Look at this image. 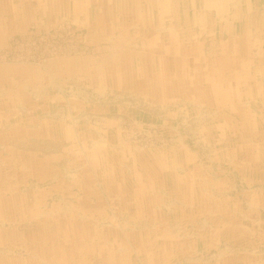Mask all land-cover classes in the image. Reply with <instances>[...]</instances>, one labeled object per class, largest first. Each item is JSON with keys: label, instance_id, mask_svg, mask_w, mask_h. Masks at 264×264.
Wrapping results in <instances>:
<instances>
[{"label": "rangeland", "instance_id": "374dc122", "mask_svg": "<svg viewBox=\"0 0 264 264\" xmlns=\"http://www.w3.org/2000/svg\"><path fill=\"white\" fill-rule=\"evenodd\" d=\"M62 1L0 0V264H264V53L236 11L253 3ZM148 5L168 27L188 11L197 49L165 90Z\"/></svg>", "mask_w": 264, "mask_h": 264}, {"label": "bare ground", "instance_id": "6f19581e", "mask_svg": "<svg viewBox=\"0 0 264 264\" xmlns=\"http://www.w3.org/2000/svg\"><path fill=\"white\" fill-rule=\"evenodd\" d=\"M157 1H160V0H157ZM40 4L42 5L41 9L43 10L45 5L43 3H40ZM47 6H48V4H47ZM75 6H77V5H75ZM101 6H102V4H101ZM160 6H161V4H160ZM74 10L80 12L83 9H81V7H80L79 10H76V9H74ZM146 11H147L145 14L146 23H147L146 38L149 42V50H150L149 59L152 61V64H151L152 67L153 68L155 67L160 71V73H159L160 76L158 78H160V80H161L160 83H162V85H159V86H161L165 90L166 88H169V85H171L173 83V78L169 73L172 70L170 66L175 65V63H177V61H179L181 59V56L187 55V56H194V58H195V54H197V49L195 47L183 48V45L181 44V43H183V41H185L186 37L189 38V36H185L183 34V31H181V28H180V26H181L180 23H184V22L189 23V19L184 18V16L186 14H189V13H188V11L182 10L180 13H178L176 15V19H175L176 23L167 24L170 26V27H168L166 25L163 26V24H166V23L161 21L160 19H158L159 12H158L156 6L148 5ZM95 12H96V10H95ZM102 12H104V11H102ZM102 12H101V14L103 15ZM197 13H199V12H197ZM174 17H175V15H174ZM196 18H198V21L201 20L202 22H204L206 24L210 23L209 18L207 16L205 18V16L197 15ZM184 19H185V21H184ZM169 29L175 33L171 34L169 32L170 34L168 35L167 32L169 31ZM161 31L164 34H162ZM188 41H190V40L188 39ZM154 62H156L158 65H156ZM14 69H16V68H14ZM3 70L4 71H12V68L3 67ZM22 73H24V72H22ZM197 77H199V76H197ZM197 77H196V79H197ZM162 88H161V90H162ZM221 88H222L221 84H219V83L216 84V83L210 82L208 85V89H206V90L209 92H214L215 95L219 96V95H222V93H221L222 89ZM225 102L226 101H224L223 103H225Z\"/></svg>", "mask_w": 264, "mask_h": 264}, {"label": "crops", "instance_id": "0c3cea01", "mask_svg": "<svg viewBox=\"0 0 264 264\" xmlns=\"http://www.w3.org/2000/svg\"><path fill=\"white\" fill-rule=\"evenodd\" d=\"M240 1H241L242 4L245 3V2H248V1L253 3V7L250 8L249 12H243L242 9H240V8H239V10H236V11H237L238 14H241V15H243L242 13L246 14V18H244V16H243V20L245 19V25H246L245 27L246 28L257 30V32H256V34H257L256 42H257L258 47H260V50L264 53V47H263L264 46V0H240ZM217 7H218V5H217ZM217 7H214V8H217ZM236 11H229V12L232 13V16H233V14H237ZM214 12L216 13L217 11H214ZM227 25H228V23H227ZM121 185L123 186L124 183H122ZM127 187H128L127 189H132L133 186L129 183ZM148 190H151V188L149 187ZM118 194L121 195L120 193H118ZM115 196L117 197V199L120 198V196H118L116 194H115ZM147 197L152 199V195H150L149 193H147ZM221 199H223V197H221ZM212 203H214V202L212 201ZM88 236L89 235L86 234L84 236V238H87ZM132 236H134V235H132ZM169 240H170V236H169ZM155 249L156 248H154V251H155ZM154 251L149 252L150 255L153 256V258H154V259H152V258L151 259L152 260L158 259L159 262L164 261L163 255L162 254L157 255L156 254L157 252H154ZM168 251L166 253L168 255L169 254L172 255V253L171 252L169 253ZM54 255H55V259L58 260L54 264H71V262H72L71 254H70V251H68V249H64V251L62 249H60V251L57 254H54Z\"/></svg>", "mask_w": 264, "mask_h": 264}]
</instances>
